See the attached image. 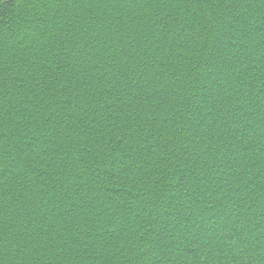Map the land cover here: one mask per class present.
I'll return each mask as SVG.
<instances>
[{
    "label": "trees",
    "instance_id": "obj_1",
    "mask_svg": "<svg viewBox=\"0 0 264 264\" xmlns=\"http://www.w3.org/2000/svg\"><path fill=\"white\" fill-rule=\"evenodd\" d=\"M0 264H264V0H0Z\"/></svg>",
    "mask_w": 264,
    "mask_h": 264
}]
</instances>
